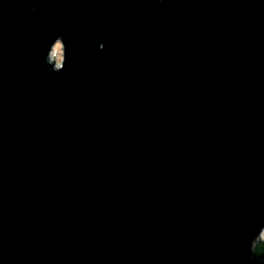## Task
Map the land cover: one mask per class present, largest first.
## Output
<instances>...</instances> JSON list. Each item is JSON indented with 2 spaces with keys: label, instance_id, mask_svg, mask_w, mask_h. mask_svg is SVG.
Returning <instances> with one entry per match:
<instances>
[{
  "label": "water",
  "instance_id": "95a60500",
  "mask_svg": "<svg viewBox=\"0 0 264 264\" xmlns=\"http://www.w3.org/2000/svg\"><path fill=\"white\" fill-rule=\"evenodd\" d=\"M263 232L264 0H0V264H264Z\"/></svg>",
  "mask_w": 264,
  "mask_h": 264
},
{
  "label": "rangeland",
  "instance_id": "374dc122",
  "mask_svg": "<svg viewBox=\"0 0 264 264\" xmlns=\"http://www.w3.org/2000/svg\"><path fill=\"white\" fill-rule=\"evenodd\" d=\"M50 58H51L52 62L55 63L56 66H60L62 64V62H63V47L60 43L55 45ZM258 241L264 242V232L262 234V237H260Z\"/></svg>",
  "mask_w": 264,
  "mask_h": 264
},
{
  "label": "trees",
  "instance_id": "16d2710c",
  "mask_svg": "<svg viewBox=\"0 0 264 264\" xmlns=\"http://www.w3.org/2000/svg\"><path fill=\"white\" fill-rule=\"evenodd\" d=\"M260 245H262V243H260ZM259 247V246H258Z\"/></svg>",
  "mask_w": 264,
  "mask_h": 264
},
{
  "label": "built area",
  "instance_id": "2783aa9c",
  "mask_svg": "<svg viewBox=\"0 0 264 264\" xmlns=\"http://www.w3.org/2000/svg\"><path fill=\"white\" fill-rule=\"evenodd\" d=\"M262 237V236H261ZM260 243V241H258Z\"/></svg>",
  "mask_w": 264,
  "mask_h": 264
}]
</instances>
